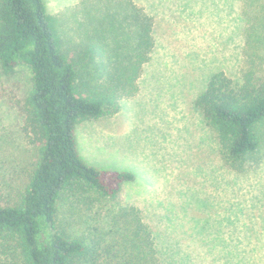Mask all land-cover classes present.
Returning <instances> with one entry per match:
<instances>
[{"label":"rangeland","instance_id":"374dc122","mask_svg":"<svg viewBox=\"0 0 264 264\" xmlns=\"http://www.w3.org/2000/svg\"><path fill=\"white\" fill-rule=\"evenodd\" d=\"M42 1L69 51L90 43L111 51V6L122 0ZM129 1L155 16L154 49L136 96L119 98L115 113L77 124L80 156L98 170L133 174L121 205L138 213L161 264H264V155L230 168L192 107L214 73L240 80L247 66L242 8L252 0ZM28 79L24 70L11 77L0 70V193L25 147L19 108ZM76 201L61 204L103 218L97 206L88 211Z\"/></svg>","mask_w":264,"mask_h":264},{"label":"trees","instance_id":"16d2710c","mask_svg":"<svg viewBox=\"0 0 264 264\" xmlns=\"http://www.w3.org/2000/svg\"><path fill=\"white\" fill-rule=\"evenodd\" d=\"M117 2L111 51L90 43L75 53L42 0H0L1 73L29 75L19 108L25 147L0 193V264H161L138 213L121 205L133 174L89 166L74 135L80 122L115 113L119 98L138 94L154 49L155 16ZM242 17L247 66L240 80L214 73L192 101L232 169L264 155V0L245 5ZM73 197L103 218L73 204L65 209L61 202Z\"/></svg>","mask_w":264,"mask_h":264}]
</instances>
